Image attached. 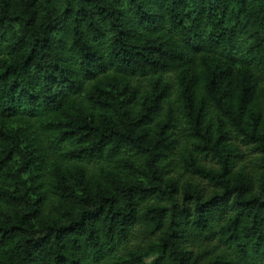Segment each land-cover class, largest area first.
Masks as SVG:
<instances>
[{
    "label": "trees",
    "instance_id": "1",
    "mask_svg": "<svg viewBox=\"0 0 264 264\" xmlns=\"http://www.w3.org/2000/svg\"><path fill=\"white\" fill-rule=\"evenodd\" d=\"M0 264H264V0H0Z\"/></svg>",
    "mask_w": 264,
    "mask_h": 264
},
{
    "label": "rangeland",
    "instance_id": "2",
    "mask_svg": "<svg viewBox=\"0 0 264 264\" xmlns=\"http://www.w3.org/2000/svg\"><path fill=\"white\" fill-rule=\"evenodd\" d=\"M241 150L244 151V153H247V150L245 147L241 146ZM206 163L211 164L209 160L206 161ZM175 178L178 180L179 185L181 186L184 182H191L193 184H197L202 190L206 193L209 194L211 192V187L205 182L204 180H200L196 177L188 176L186 175H177Z\"/></svg>",
    "mask_w": 264,
    "mask_h": 264
}]
</instances>
